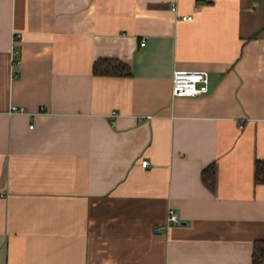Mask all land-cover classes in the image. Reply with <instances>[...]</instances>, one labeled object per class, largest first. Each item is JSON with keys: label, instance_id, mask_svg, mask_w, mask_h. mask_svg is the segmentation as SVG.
Segmentation results:
<instances>
[{"label": "crops", "instance_id": "1", "mask_svg": "<svg viewBox=\"0 0 264 264\" xmlns=\"http://www.w3.org/2000/svg\"><path fill=\"white\" fill-rule=\"evenodd\" d=\"M257 159L264 0H0V264H252Z\"/></svg>", "mask_w": 264, "mask_h": 264}, {"label": "built area", "instance_id": "2", "mask_svg": "<svg viewBox=\"0 0 264 264\" xmlns=\"http://www.w3.org/2000/svg\"><path fill=\"white\" fill-rule=\"evenodd\" d=\"M175 15H177L176 6L171 7ZM183 20L190 19V14L179 15ZM18 36V34L16 35ZM14 36V40L16 39ZM145 39L140 40V45H143ZM19 50L12 49V57L14 65L19 63ZM171 93L172 96H194L205 93L208 90V72L205 70H187V69H174L171 79ZM11 111H22L23 107L11 106ZM148 161L143 159L141 165L146 166ZM168 220L173 223H178L179 218L173 209L168 210Z\"/></svg>", "mask_w": 264, "mask_h": 264}, {"label": "trees", "instance_id": "3", "mask_svg": "<svg viewBox=\"0 0 264 264\" xmlns=\"http://www.w3.org/2000/svg\"><path fill=\"white\" fill-rule=\"evenodd\" d=\"M92 72L98 75H119L128 76L131 70L128 64L115 58H98L93 62ZM203 182L208 187H213L214 183V166L209 164L201 171ZM255 181L264 183V159L255 161ZM252 264H264V241L255 240L252 249Z\"/></svg>", "mask_w": 264, "mask_h": 264}]
</instances>
